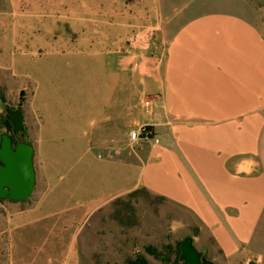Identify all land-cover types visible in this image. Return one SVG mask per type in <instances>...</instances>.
<instances>
[{
  "label": "crops",
  "instance_id": "0c3cea01",
  "mask_svg": "<svg viewBox=\"0 0 264 264\" xmlns=\"http://www.w3.org/2000/svg\"><path fill=\"white\" fill-rule=\"evenodd\" d=\"M72 59L80 65L75 73L88 79V56ZM113 75L111 83L120 84V70ZM128 85L137 93L127 107L116 94L95 104L97 113L103 108L101 145L94 142L100 130L90 125L88 97L81 92L70 104L71 124L51 125L48 148L40 139L33 147L39 157L52 159L44 173L48 188L29 210L33 220L41 214L89 217L143 189L191 216L198 239L214 255L202 258L215 264L247 257L264 215L259 27L232 11L187 18L169 34L154 71L141 77L133 71ZM123 108L130 130L146 127L150 137L132 143L127 133L135 148L111 153L106 145Z\"/></svg>",
  "mask_w": 264,
  "mask_h": 264
},
{
  "label": "rangeland",
  "instance_id": "374dc122",
  "mask_svg": "<svg viewBox=\"0 0 264 264\" xmlns=\"http://www.w3.org/2000/svg\"><path fill=\"white\" fill-rule=\"evenodd\" d=\"M207 11L240 13L264 35V0H0V132L33 147L40 139L46 150L49 128L71 124V101L82 92L101 145L103 108L97 113L95 104L116 94L127 107L137 93L128 85L133 71L152 73L169 34ZM85 55L88 79L75 73L80 65L72 59ZM118 69L121 83L113 85ZM7 109L22 113L15 135ZM126 112L110 132L111 153L135 148L126 139L132 131ZM51 160L34 151L35 192L21 203L0 200V264H182L179 248L187 237L195 238L202 257H214L190 215L143 189L87 218L67 213L33 220L29 210L48 188ZM215 264H264V215L248 256Z\"/></svg>",
  "mask_w": 264,
  "mask_h": 264
},
{
  "label": "water",
  "instance_id": "95a60500",
  "mask_svg": "<svg viewBox=\"0 0 264 264\" xmlns=\"http://www.w3.org/2000/svg\"><path fill=\"white\" fill-rule=\"evenodd\" d=\"M6 113L12 135H15L22 126V113L20 109H7ZM34 185L33 146L22 141L13 143L9 134L0 132V200L25 201L32 194ZM179 249L182 264H212L200 256L190 237L183 240Z\"/></svg>",
  "mask_w": 264,
  "mask_h": 264
},
{
  "label": "built area",
  "instance_id": "2783aa9c",
  "mask_svg": "<svg viewBox=\"0 0 264 264\" xmlns=\"http://www.w3.org/2000/svg\"><path fill=\"white\" fill-rule=\"evenodd\" d=\"M128 137L132 143H138L147 140L150 137V131L145 127H141L130 131Z\"/></svg>",
  "mask_w": 264,
  "mask_h": 264
},
{
  "label": "trees",
  "instance_id": "16d2710c",
  "mask_svg": "<svg viewBox=\"0 0 264 264\" xmlns=\"http://www.w3.org/2000/svg\"><path fill=\"white\" fill-rule=\"evenodd\" d=\"M142 263H144V262L142 261Z\"/></svg>",
  "mask_w": 264,
  "mask_h": 264
}]
</instances>
